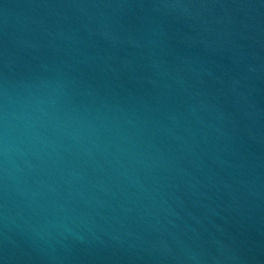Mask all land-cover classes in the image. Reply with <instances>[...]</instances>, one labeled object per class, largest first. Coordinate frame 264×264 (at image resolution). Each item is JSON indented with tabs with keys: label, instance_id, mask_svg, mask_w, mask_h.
<instances>
[{
	"label": "water",
	"instance_id": "95a60500",
	"mask_svg": "<svg viewBox=\"0 0 264 264\" xmlns=\"http://www.w3.org/2000/svg\"><path fill=\"white\" fill-rule=\"evenodd\" d=\"M0 264H264V0H0Z\"/></svg>",
	"mask_w": 264,
	"mask_h": 264
},
{
	"label": "clouds",
	"instance_id": "9594fccd",
	"mask_svg": "<svg viewBox=\"0 0 264 264\" xmlns=\"http://www.w3.org/2000/svg\"><path fill=\"white\" fill-rule=\"evenodd\" d=\"M3 155L5 158V161H7V156H8V148H7V143L5 141L4 148H3Z\"/></svg>",
	"mask_w": 264,
	"mask_h": 264
}]
</instances>
